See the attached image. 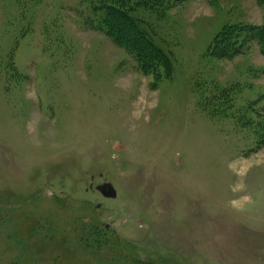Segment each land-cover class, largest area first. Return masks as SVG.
<instances>
[{"label":"rangeland","instance_id":"1","mask_svg":"<svg viewBox=\"0 0 264 264\" xmlns=\"http://www.w3.org/2000/svg\"><path fill=\"white\" fill-rule=\"evenodd\" d=\"M134 5L167 76L89 0H0V264H264V52L211 51L264 5Z\"/></svg>","mask_w":264,"mask_h":264},{"label":"trees","instance_id":"2","mask_svg":"<svg viewBox=\"0 0 264 264\" xmlns=\"http://www.w3.org/2000/svg\"><path fill=\"white\" fill-rule=\"evenodd\" d=\"M89 2L98 17L96 22L99 29L112 36L121 47L132 54L145 73L158 72L156 76L168 75V69L171 66L168 55L154 42L144 24L129 12V4L134 5L137 0H89ZM258 2L264 5V0H258ZM140 7L144 5L137 6V8ZM247 33L250 34V39L258 42L264 52V23L260 27L237 23L225 28L215 38L211 47L212 53L220 54L225 50L232 52V48L235 52H239L244 46L243 40Z\"/></svg>","mask_w":264,"mask_h":264},{"label":"water","instance_id":"3","mask_svg":"<svg viewBox=\"0 0 264 264\" xmlns=\"http://www.w3.org/2000/svg\"><path fill=\"white\" fill-rule=\"evenodd\" d=\"M106 189H111L113 192L110 194V196L115 197L116 196V191L113 189V187L110 184H106V187H103V193H105ZM101 190V189H100ZM101 190V191H102Z\"/></svg>","mask_w":264,"mask_h":264}]
</instances>
